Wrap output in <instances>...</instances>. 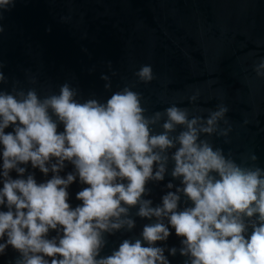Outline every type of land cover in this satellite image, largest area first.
I'll return each mask as SVG.
<instances>
[{"label": "clouds", "instance_id": "1", "mask_svg": "<svg viewBox=\"0 0 264 264\" xmlns=\"http://www.w3.org/2000/svg\"><path fill=\"white\" fill-rule=\"evenodd\" d=\"M12 2L0 0V9ZM253 70L264 76V58ZM134 75L154 79L147 64ZM100 78L110 91L109 76ZM7 82L0 70V256L10 246L18 253L10 264H170L177 254L183 264H264V168L255 153L237 162L208 139L231 130L220 127L226 105L172 103L148 115L134 85L100 100L79 98L67 81L45 95L18 80L6 90ZM66 162L74 170L61 176ZM29 166L51 178L37 182ZM166 175L179 184L167 182L153 206L147 185ZM77 177L87 186L73 207L67 189ZM134 216L150 221L139 238L102 255L107 235L131 231ZM171 230L179 247L158 245Z\"/></svg>", "mask_w": 264, "mask_h": 264}, {"label": "water", "instance_id": "2", "mask_svg": "<svg viewBox=\"0 0 264 264\" xmlns=\"http://www.w3.org/2000/svg\"><path fill=\"white\" fill-rule=\"evenodd\" d=\"M0 29L6 90L18 80L25 89L35 87L45 95L67 81L79 90V98L104 100L111 91L134 85L148 115L172 103L190 109H214L222 103L228 123L222 121L220 127L231 130L227 137L208 139L237 162L255 153V163L264 168V76L253 70L264 58V0H13L0 9ZM145 64L153 70L149 83L134 75ZM101 74L109 76L110 91H105ZM32 77L36 84L30 83ZM197 92V100L189 103L188 97ZM73 170L66 162L60 175ZM29 171L37 182L52 175L30 166ZM170 180L179 184L170 175L148 183L145 198L153 206L169 191L165 185ZM86 186L77 177L68 187L73 207L81 203L76 193ZM134 219L131 231L107 235L102 255L125 238H139L143 225L150 223ZM171 232L166 242L157 244L179 247L181 238ZM17 255L9 246L0 264H10ZM168 258L170 264H183L179 254Z\"/></svg>", "mask_w": 264, "mask_h": 264}]
</instances>
